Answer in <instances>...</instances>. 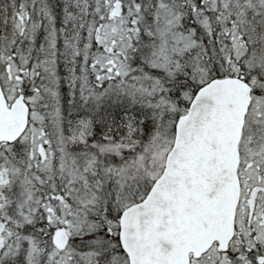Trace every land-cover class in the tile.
I'll list each match as a JSON object with an SVG mask.
<instances>
[{
    "label": "snow or ice",
    "instance_id": "snow-or-ice-1",
    "mask_svg": "<svg viewBox=\"0 0 264 264\" xmlns=\"http://www.w3.org/2000/svg\"><path fill=\"white\" fill-rule=\"evenodd\" d=\"M0 264H264V0H0Z\"/></svg>",
    "mask_w": 264,
    "mask_h": 264
}]
</instances>
